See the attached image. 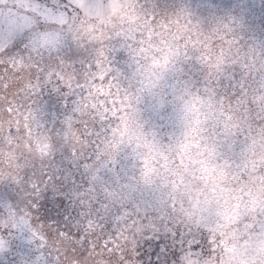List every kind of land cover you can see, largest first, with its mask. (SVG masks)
<instances>
[{
	"label": "snow or ice",
	"instance_id": "obj_1",
	"mask_svg": "<svg viewBox=\"0 0 264 264\" xmlns=\"http://www.w3.org/2000/svg\"><path fill=\"white\" fill-rule=\"evenodd\" d=\"M0 264H264V0H0Z\"/></svg>",
	"mask_w": 264,
	"mask_h": 264
}]
</instances>
